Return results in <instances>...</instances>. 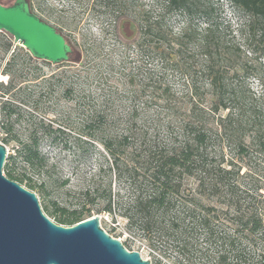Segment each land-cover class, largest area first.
Here are the masks:
<instances>
[{"label":"trees","instance_id":"obj_1","mask_svg":"<svg viewBox=\"0 0 264 264\" xmlns=\"http://www.w3.org/2000/svg\"><path fill=\"white\" fill-rule=\"evenodd\" d=\"M82 1L71 14L29 0L79 52L49 75L52 62L0 31V126L16 142L5 175L32 185L27 170L55 165L45 145L67 151L90 171L67 189L73 207L54 202L61 224L107 215L106 230L130 250L139 243L152 264H264V74L231 22L211 0ZM228 1L247 49L264 53V0ZM35 81L69 110L24 120L17 97Z\"/></svg>","mask_w":264,"mask_h":264},{"label":"water","instance_id":"obj_2","mask_svg":"<svg viewBox=\"0 0 264 264\" xmlns=\"http://www.w3.org/2000/svg\"><path fill=\"white\" fill-rule=\"evenodd\" d=\"M14 36L34 57L53 64L69 61L73 47L29 0L0 2V31ZM7 149L0 142V264H152L102 226L96 214L73 225L52 220L36 192L4 173Z\"/></svg>","mask_w":264,"mask_h":264},{"label":"rangeland","instance_id":"obj_3","mask_svg":"<svg viewBox=\"0 0 264 264\" xmlns=\"http://www.w3.org/2000/svg\"><path fill=\"white\" fill-rule=\"evenodd\" d=\"M14 1L15 0H2L3 4L5 5H11L13 4ZM211 1L215 2L218 5L222 14L226 17L227 20L231 22L232 29L234 30L233 40L237 44H240L241 48L246 53V54H242V56L245 59L248 58L250 59V61H252L251 64L254 66V72H257V74L259 75L264 74V53L262 52V49L261 52L258 53H253L252 51L247 49L248 47H252V46H250L251 44L247 46L245 33L243 36L239 31V27L242 24L241 20L243 19L241 18V15L237 13L234 5L228 0H211ZM91 2L92 1H90V3ZM47 3L50 4V6L58 9L66 8L69 11H71L70 12L71 14L77 13L83 9L81 5L78 3V0H47ZM82 3L87 5L88 1L83 0ZM100 18H104V16H101ZM97 22H98L97 19L91 21V28L95 32H98L99 30V23ZM253 48L255 47L253 46ZM78 55L79 52L74 51L72 58L70 60H76ZM70 60L68 62H72ZM68 66L69 64L62 65L61 67L56 66V64H52V65L44 64V66L42 67V72L47 73V75H49L50 72L52 71H58L63 68H68ZM27 70L28 72L32 71L33 66L29 65L27 67ZM256 78L257 77L251 78V81L253 83V89L259 93L261 92V85L259 80H257ZM0 80L7 81L8 77L0 74ZM55 90L56 87H51L49 82L35 81L32 84H28L26 92L24 91L23 94L17 97V102L23 108L22 114L24 120L33 119V118L34 119L44 118L45 120L48 121L54 120L56 116H59V112H61L62 110L63 111L67 109L69 110L70 104L63 99L59 102L61 103V106H58L57 94ZM31 94H33L34 97H32V99H28V96ZM35 103L37 104L35 105ZM70 129L67 128V132H70ZM19 130H20V135L23 134V132L25 131L24 125H21V127H19ZM5 135L6 133L4 132V129H2L0 126V142L4 143L6 146L7 149L6 161L9 162L10 160L9 157L11 155L16 154V142L10 141L5 143L3 141ZM69 137L70 136L66 134L63 139H67ZM43 148L48 153L49 157L52 159V162H55V165L43 170H35V171L27 170V175L31 178L30 182L32 183V185H29L26 182L23 185L28 189L36 192L44 212L52 220L60 223L59 214L54 212V205H53L54 202L58 203L60 206L73 207L75 205L74 195L71 193H67V189L82 184L86 176V172L90 170L89 167H87L86 169H82L74 166V164L72 163L71 155L67 151H59L58 148H49L47 145H45ZM66 179L69 180L68 185H64V181ZM43 183L45 185L41 186V184ZM103 217L106 219V222L104 223L102 222V226L104 228L106 227L105 229H109L111 224V218H109L107 215H104ZM112 235L115 236L116 232H112ZM120 238H122L123 241L125 240L126 237L122 236ZM138 245L139 243L134 244L132 246L134 249L132 250L139 249ZM140 253L144 258H149V254L146 250L140 249Z\"/></svg>","mask_w":264,"mask_h":264},{"label":"built area","instance_id":"obj_4","mask_svg":"<svg viewBox=\"0 0 264 264\" xmlns=\"http://www.w3.org/2000/svg\"><path fill=\"white\" fill-rule=\"evenodd\" d=\"M118 238H120V237H118ZM121 240H122V238H120Z\"/></svg>","mask_w":264,"mask_h":264}]
</instances>
